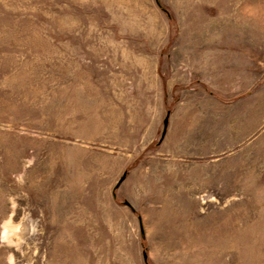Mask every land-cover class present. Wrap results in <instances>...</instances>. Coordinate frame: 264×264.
<instances>
[{"label": "rangeland", "instance_id": "rangeland-1", "mask_svg": "<svg viewBox=\"0 0 264 264\" xmlns=\"http://www.w3.org/2000/svg\"><path fill=\"white\" fill-rule=\"evenodd\" d=\"M0 264H264V0H0Z\"/></svg>", "mask_w": 264, "mask_h": 264}, {"label": "water", "instance_id": "water-1", "mask_svg": "<svg viewBox=\"0 0 264 264\" xmlns=\"http://www.w3.org/2000/svg\"><path fill=\"white\" fill-rule=\"evenodd\" d=\"M168 124H169V114L167 115V117L164 120V129H163V133H162V137L161 140L165 137L166 132H167V128H168ZM126 178V174L121 178V180L119 181V183L117 184L116 188H118L120 186V184L124 181V179ZM147 260V257H145Z\"/></svg>", "mask_w": 264, "mask_h": 264}, {"label": "bare ground", "instance_id": "bare-ground-1", "mask_svg": "<svg viewBox=\"0 0 264 264\" xmlns=\"http://www.w3.org/2000/svg\"><path fill=\"white\" fill-rule=\"evenodd\" d=\"M9 231H10V234H11V232H12V231H14V232H15V229H9ZM253 246H254V245H253Z\"/></svg>", "mask_w": 264, "mask_h": 264}]
</instances>
